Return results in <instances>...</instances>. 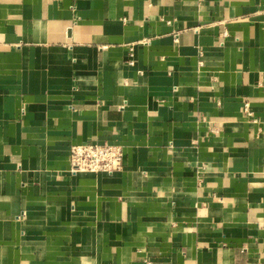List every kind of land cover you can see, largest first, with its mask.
Instances as JSON below:
<instances>
[{
    "label": "crops",
    "instance_id": "crops-1",
    "mask_svg": "<svg viewBox=\"0 0 264 264\" xmlns=\"http://www.w3.org/2000/svg\"><path fill=\"white\" fill-rule=\"evenodd\" d=\"M0 264H264V0H0Z\"/></svg>",
    "mask_w": 264,
    "mask_h": 264
},
{
    "label": "built area",
    "instance_id": "built-area-1",
    "mask_svg": "<svg viewBox=\"0 0 264 264\" xmlns=\"http://www.w3.org/2000/svg\"><path fill=\"white\" fill-rule=\"evenodd\" d=\"M248 103L245 109L248 111ZM70 171L74 174L82 172L113 173L123 169L125 150L118 142L104 143L84 142L71 146Z\"/></svg>",
    "mask_w": 264,
    "mask_h": 264
}]
</instances>
